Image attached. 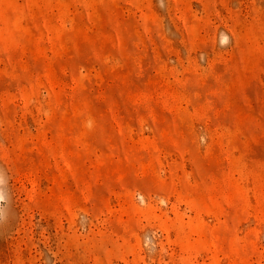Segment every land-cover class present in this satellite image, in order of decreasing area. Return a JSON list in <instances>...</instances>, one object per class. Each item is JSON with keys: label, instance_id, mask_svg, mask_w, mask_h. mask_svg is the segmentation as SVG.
Masks as SVG:
<instances>
[{"label": "rangeland", "instance_id": "obj_1", "mask_svg": "<svg viewBox=\"0 0 264 264\" xmlns=\"http://www.w3.org/2000/svg\"><path fill=\"white\" fill-rule=\"evenodd\" d=\"M0 264H264V0H0Z\"/></svg>", "mask_w": 264, "mask_h": 264}]
</instances>
